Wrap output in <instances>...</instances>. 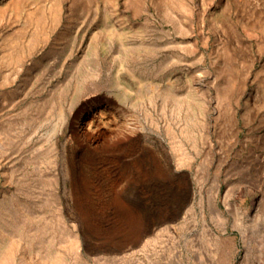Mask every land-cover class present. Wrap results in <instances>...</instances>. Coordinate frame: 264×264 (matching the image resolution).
<instances>
[{
    "label": "rangeland",
    "instance_id": "1",
    "mask_svg": "<svg viewBox=\"0 0 264 264\" xmlns=\"http://www.w3.org/2000/svg\"><path fill=\"white\" fill-rule=\"evenodd\" d=\"M180 252L264 264V0H0V264Z\"/></svg>",
    "mask_w": 264,
    "mask_h": 264
},
{
    "label": "bare ground",
    "instance_id": "2",
    "mask_svg": "<svg viewBox=\"0 0 264 264\" xmlns=\"http://www.w3.org/2000/svg\"><path fill=\"white\" fill-rule=\"evenodd\" d=\"M226 204V208H227V211L231 214H234L236 216V223L239 224V219H238V208L231 202L229 201H226L225 202ZM259 200H256V208L259 209ZM212 219L214 220H220V219H223V218H226L224 213L220 210V208L218 207V204L214 201L212 203ZM205 228L206 229H209V226H208V223L206 222L205 220ZM242 232H243V235H244V239L246 240V243L249 245L250 243L247 241V237H246V233L245 231L242 229ZM216 234L214 233V236ZM217 237V235H216ZM218 238V237H217ZM229 245H232V246H236L237 245V242L235 240V238H228V239H225L224 241L221 242V244L219 245V250L221 251V253L223 254L222 256V260H227V262H230L231 261V258H230V254L229 253ZM176 262L177 264H185V262L183 261L182 259V253H178L177 257H176Z\"/></svg>",
    "mask_w": 264,
    "mask_h": 264
}]
</instances>
